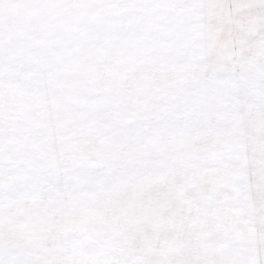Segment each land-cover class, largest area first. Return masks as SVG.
<instances>
[{"label":"snow or ice","instance_id":"1","mask_svg":"<svg viewBox=\"0 0 264 264\" xmlns=\"http://www.w3.org/2000/svg\"><path fill=\"white\" fill-rule=\"evenodd\" d=\"M0 264H264V0H0Z\"/></svg>","mask_w":264,"mask_h":264}]
</instances>
